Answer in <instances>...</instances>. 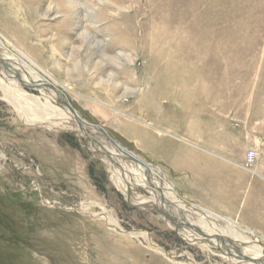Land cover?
<instances>
[{
	"label": "rangeland",
	"instance_id": "obj_1",
	"mask_svg": "<svg viewBox=\"0 0 264 264\" xmlns=\"http://www.w3.org/2000/svg\"><path fill=\"white\" fill-rule=\"evenodd\" d=\"M50 2L0 0V52L50 73L82 119L159 172L162 195L264 234V0H56L62 14ZM17 80L0 73V264H243L131 205L94 153L102 139L61 127L39 86ZM250 150L259 175L239 168ZM173 210L188 229L200 220Z\"/></svg>",
	"mask_w": 264,
	"mask_h": 264
},
{
	"label": "bare ground",
	"instance_id": "obj_2",
	"mask_svg": "<svg viewBox=\"0 0 264 264\" xmlns=\"http://www.w3.org/2000/svg\"><path fill=\"white\" fill-rule=\"evenodd\" d=\"M55 2L56 0H51L47 11L54 12L57 9V12L62 14V11L59 9V7L56 8L57 6H54V4H56ZM10 7H11V4H10ZM154 43L156 44V42ZM138 44H140V42ZM156 48L157 47H155V49ZM14 55L17 57V59L7 58L4 52H0V73L2 72L6 80L10 82L11 84L15 85L16 88L22 87V85H20L17 80L18 77H26L28 79H32L35 82V84L39 86L40 91L43 93V95H45L46 100L49 101V104L52 105V108L56 112L58 111L59 114L63 116L60 118L61 127L68 128L69 130L77 132L81 136H84V138L86 139L88 143H90L89 140H91L92 143H94V145H97L95 144V141H94V139L96 140L98 139L97 136H99L102 139L103 143H105L106 146L108 147V152H106L107 150L105 151L104 149L99 148V144H98L97 146H94L95 147L94 153L97 156L102 157L104 161L107 163L109 170H111L112 172L113 182L115 183L116 187L119 189L121 194L125 197V199L131 205L137 206L143 210H147L151 212L156 211L158 213L161 212L160 214L163 213L161 216H163L167 222L171 223L172 225L171 227H173L174 229H177L178 232L182 236H184L187 240L194 241L199 246L203 247V249H211L213 247H222L226 251H228L230 254H232L233 256L238 257L240 263L264 264V237L261 236L262 234L260 235L258 232H255L252 230L245 231L242 228H240L235 222H231L230 220L222 218V217L211 215V213L207 212L205 209H202L199 206L192 205V204L185 202L183 199L175 195V192L173 189L166 190V192H163L164 194L162 195L161 191L163 190L161 189H163V187L162 185H160L161 184L160 179L158 180L156 177V176L159 177V172L152 165L150 164L146 165L145 163H143V161L136 158L135 155L129 153V151H127L126 148L124 149L121 148L120 143L116 141L115 139H113L112 137L110 139L107 138V136L102 131L103 127L101 125L100 127L95 128L91 126V124L89 123L87 124L84 123L83 122L84 119L82 120V117L79 115V113L73 110L71 102L68 100L69 104L71 105L70 106L68 103H65L62 100L59 94L56 93L54 88L59 93L63 94L61 91H59L57 87H55V85H53L52 83L53 76L50 73H46L44 69L38 63L33 61L31 57H29L27 54L25 53L17 54L16 53ZM150 55H152V53ZM170 55L173 56L172 53ZM51 58L53 57L51 56ZM17 62H20L19 65L24 67L26 70H23L22 67L20 68ZM132 62L133 61L131 60L128 61L130 65ZM3 64H6V65L11 64L8 66L9 70L3 69L2 67ZM11 70L15 74H17L15 75L16 77H9L11 76L9 75L11 73ZM25 71H26V74L22 76L21 73H24ZM4 85L5 83L2 86L3 87L9 86V85L4 86ZM69 108H71L72 110ZM103 111L104 113H109V110L104 109ZM100 128L102 130H100ZM98 140L101 141L100 139ZM249 152H253L255 154V159H254V163L251 164L248 161V156H246V167L247 168H251L258 159V154L256 151L250 150ZM108 157L111 159L112 162L108 160L109 159ZM129 160L131 161V165H134L133 167L131 165L130 166L128 165L127 161ZM117 162H119L118 165L115 164ZM136 178L141 179L146 185V187H141V186L140 187L138 186V187L152 193V196H153L152 198H143V197L141 198L139 195H137L133 191V182H136ZM154 179H156L158 182L160 181L159 184H157L158 182H155ZM159 186H161L162 188L160 189ZM165 207L167 210L165 209ZM173 208L176 209V211L183 210V212L184 210L186 211L188 210L190 211L191 214L195 213L196 215H198L200 217V220L196 221L197 225L194 226L195 228H193V225H190L189 226L190 229H188L184 225H182L180 223L181 220H179L180 217L179 219L177 218L176 213L173 210ZM106 220L110 226L115 227V228L118 227L113 221H111V219H108L106 217ZM213 220H215V223L213 222ZM182 222L186 224L183 220ZM221 225H224V226H221ZM215 229H217L216 232H214ZM198 231L199 233H197ZM252 237L255 238L254 240L256 241H252L251 240ZM242 245H249V246L248 247L244 246V249H243V247H241ZM238 255H241L242 258H240Z\"/></svg>",
	"mask_w": 264,
	"mask_h": 264
},
{
	"label": "crops",
	"instance_id": "obj_3",
	"mask_svg": "<svg viewBox=\"0 0 264 264\" xmlns=\"http://www.w3.org/2000/svg\"><path fill=\"white\" fill-rule=\"evenodd\" d=\"M247 156V155H246ZM255 166V165H254ZM254 166H252L251 168H247L246 167V157H245V160H244V163H243V165L242 166H240L239 168H241V169H244L245 171H248V172H251L252 174H254V175H259L255 170H254ZM230 172H231V170H230V167L228 166V165H225V166H223V165H218L217 166V168L214 170V174H215V176H220V177H223V176H228L229 174H230ZM190 203H193V202H190ZM194 204V203H193ZM198 206H200V205H198ZM201 207H203V206H201ZM203 208H206V207H203ZM206 209H208V208H206ZM209 210V209H208ZM211 212H213V213H215V214H218V215H220L218 212H223V211H225V210H219V209H215V211H212V210H210ZM221 216V215H220ZM230 219V218H229ZM232 220V219H231ZM234 221V220H233ZM248 230H250V229H248ZM252 231H255V230H252ZM255 232H257V231H255ZM259 233V232H258ZM260 235L262 234V233H259ZM262 237H264V234H262L261 235Z\"/></svg>",
	"mask_w": 264,
	"mask_h": 264
},
{
	"label": "water",
	"instance_id": "obj_4",
	"mask_svg": "<svg viewBox=\"0 0 264 264\" xmlns=\"http://www.w3.org/2000/svg\"><path fill=\"white\" fill-rule=\"evenodd\" d=\"M69 109H71V108H69ZM71 110H72V109H71ZM82 120H83V119H82ZM83 122L87 124V122H86L85 120H83ZM91 126H93V127H95V128H96V127H100L99 124H92ZM101 128H102V127H101ZM101 128H100V130H102ZM102 131H103V133L107 136V138H109V139L111 138V136H110L109 134H107L106 132H104V129H103Z\"/></svg>",
	"mask_w": 264,
	"mask_h": 264
},
{
	"label": "built area",
	"instance_id": "obj_5",
	"mask_svg": "<svg viewBox=\"0 0 264 264\" xmlns=\"http://www.w3.org/2000/svg\"><path fill=\"white\" fill-rule=\"evenodd\" d=\"M255 154L253 152H249L248 154V161L252 164L254 163Z\"/></svg>",
	"mask_w": 264,
	"mask_h": 264
}]
</instances>
